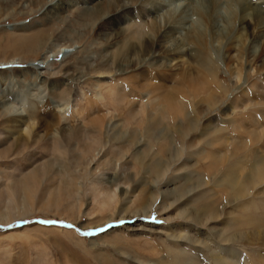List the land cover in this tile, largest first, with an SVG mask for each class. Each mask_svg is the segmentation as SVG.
<instances>
[{"label": "rangeland", "instance_id": "1", "mask_svg": "<svg viewBox=\"0 0 264 264\" xmlns=\"http://www.w3.org/2000/svg\"><path fill=\"white\" fill-rule=\"evenodd\" d=\"M119 1L0 0V264H264L250 236L264 226V146L235 148L247 137L231 104L264 87V51L214 43L216 83L170 102L160 89L184 86L182 67L205 71L200 59H163L153 39L144 54L129 32L153 35L155 8ZM163 1L178 14L200 0ZM118 84L125 101L100 96Z\"/></svg>", "mask_w": 264, "mask_h": 264}, {"label": "bare ground", "instance_id": "2", "mask_svg": "<svg viewBox=\"0 0 264 264\" xmlns=\"http://www.w3.org/2000/svg\"><path fill=\"white\" fill-rule=\"evenodd\" d=\"M89 1L93 2L94 0ZM162 1L163 0H152L153 3L150 0L141 1L150 4L147 9L155 8L151 13L150 22L148 23V27L154 30L153 35L146 34L147 32L144 31V27H136L132 29L129 32V35L138 39V43L142 46V52L144 54L151 51L145 46L149 47L154 40L156 41L155 51L160 53L163 59H166V57H169L170 59L187 57L192 61L193 56L194 60L200 59L197 64L205 70L200 74H196L192 67H182V73L184 74L180 76L177 81H180L184 86H180L178 89L174 88L173 93L170 92L171 88L170 90L167 89V91L164 85L165 88H163V90L165 93L160 89L170 102L173 101L171 97L176 99L185 94V89L189 94H192L204 90V88L206 89L205 86L210 85V82L212 81L216 83L218 71L212 59V48L214 47V43H216V49L221 48L224 40H226L224 44H227L228 47H234L237 45V54H241V57L242 55L248 56L252 54L258 47L259 53L257 55L254 53L255 59L259 57L261 58L263 55L261 52L264 51V29L262 28L264 26V0H262L261 4H251L250 0L190 1L178 14L171 13V11L168 13L166 7L164 8L162 4ZM112 2L113 4L115 3L114 1ZM126 3L127 4L125 5L122 3L123 5L120 6L121 10H130L129 3ZM119 5H116V7H119ZM145 6L144 8H146ZM116 7L113 6L116 10L115 13L119 9H116ZM156 7L161 8L156 9ZM52 8L54 9V7ZM223 12L224 15H222ZM131 15L134 16L132 13ZM219 16H221L223 21L220 25L216 24L220 21ZM104 25L112 32L114 31L116 37L122 33L117 32V29H120V25L114 15L113 18H110L104 23ZM120 30L124 31L122 28ZM129 39L131 40V38ZM58 51L60 52L61 49ZM38 65L34 62L29 68ZM161 66H158L157 69L159 70ZM262 69L264 70V60H261V63L256 70L258 71ZM261 82L263 83L264 79ZM135 84L139 85V88L149 89L153 93L159 89L156 85L149 84L148 80L144 79V74L140 72L136 73ZM158 84L160 85V83ZM250 87H253L254 90L249 88L246 91H243V95H239L231 101L233 107L235 106L240 109L244 119V124L239 125L237 133L240 134V136L247 137V143L243 142L241 144H236L234 145L235 148L238 147L242 149V147H245L243 149H247V147L251 145H257L258 148L264 146V87L262 84H257L255 82H252ZM100 89V96H103L104 91L108 90L109 94H111L115 100L117 99L119 102L125 101L124 86L122 87L120 84L117 85V89L115 90H112V88H104L103 86H100ZM252 96L263 101L261 105L259 104L260 107L258 106L259 102H254ZM237 101H239V103H237ZM129 110L134 116H137L140 111L137 107ZM225 174L227 178L229 176L232 182L234 181L233 170H228ZM250 174L254 176L252 172ZM255 174H257V171ZM263 180L264 174L260 177V181ZM1 218L2 215L0 219ZM250 236L251 240H264V226L261 228H255Z\"/></svg>", "mask_w": 264, "mask_h": 264}, {"label": "snow or ice", "instance_id": "3", "mask_svg": "<svg viewBox=\"0 0 264 264\" xmlns=\"http://www.w3.org/2000/svg\"><path fill=\"white\" fill-rule=\"evenodd\" d=\"M46 223H52L51 221H45ZM102 230V229H101ZM101 230H98V231H101ZM90 233H84V235H89Z\"/></svg>", "mask_w": 264, "mask_h": 264}]
</instances>
